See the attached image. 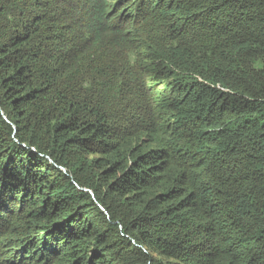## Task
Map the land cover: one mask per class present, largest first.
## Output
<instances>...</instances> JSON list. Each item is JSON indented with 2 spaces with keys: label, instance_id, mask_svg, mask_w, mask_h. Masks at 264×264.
<instances>
[{
  "label": "trees",
  "instance_id": "16d2710c",
  "mask_svg": "<svg viewBox=\"0 0 264 264\" xmlns=\"http://www.w3.org/2000/svg\"><path fill=\"white\" fill-rule=\"evenodd\" d=\"M0 264H264V0H0Z\"/></svg>",
  "mask_w": 264,
  "mask_h": 264
}]
</instances>
